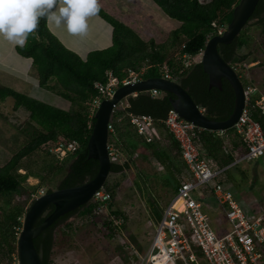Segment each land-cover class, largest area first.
Masks as SVG:
<instances>
[{
  "label": "trees",
  "instance_id": "1",
  "mask_svg": "<svg viewBox=\"0 0 264 264\" xmlns=\"http://www.w3.org/2000/svg\"><path fill=\"white\" fill-rule=\"evenodd\" d=\"M153 1L168 17L181 22V26L172 31L169 38L161 44H157L153 39L144 41L132 28L100 7L97 15L112 26L113 42L107 49L89 52L84 60L62 45L49 30L45 18H41L37 29L28 35L24 47L16 46V52L21 57L32 60L40 87L52 91L57 89L55 93L68 100L71 107L69 109L54 107L0 84V100L13 99L15 110L23 107L29 113L26 127L21 130L28 139L27 143L8 163L0 167V200L7 198L0 206V264H3L5 258L10 260L9 264H18L17 234L23 226L21 219L28 210L20 204L12 205V196L27 195L28 200L32 198L33 202L35 200L33 196H38L42 184L30 185L28 179L33 177L43 183L46 181L43 174L36 175L24 169L23 161L26 158L32 157L43 147L57 146L59 143L79 145L78 150L68 153L64 160L56 159V163L60 165L56 164L52 173L53 178L56 176L59 178L51 182L46 193L81 185L96 176L99 162L88 156V142L95 122L94 116H90L88 102L99 96L96 83L108 85L109 72L118 80L115 86L117 89L122 86L121 81L130 71L141 72L144 69L142 79L162 77L163 66L167 65L172 80L179 82L188 91L196 105L204 109L209 118L222 121L230 117L235 100L232 87L223 80L222 89L210 88L208 76L197 55L210 37L218 35L221 28L228 26L240 0ZM253 19L262 26L264 34V0L259 1L251 20ZM248 42L246 30L243 29L231 44H220L217 49L221 57L235 69L247 59L246 56H239L238 52L248 45ZM184 55L190 56L194 61L196 58L199 60L186 67ZM243 84L248 85L246 81ZM172 97H174L172 94L165 92H160L154 97L150 91L139 92L124 100L116 108L111 122L114 131L110 134L109 145L114 146L118 155L112 162L111 174L126 176L132 167L136 169L153 197L152 218L155 221L160 220L164 208L172 200L178 187L187 180H192V174L182 159L179 143L162 122L172 109L170 105ZM250 112L252 118L258 121L264 130V114L261 110L251 105ZM144 114L155 119L157 134L149 131L152 136L151 142L139 134L130 121L131 116ZM193 141L200 156L211 169L222 171L216 183L224 184L226 188H241L234 173L240 171V166L233 164L246 154L247 147L234 128L225 132L196 130ZM140 162L147 166H139ZM20 170H25L26 173L21 174ZM240 173L242 177L247 178L246 172ZM257 175L258 172L255 170L254 177ZM135 183L140 187L138 181ZM117 186L118 183L111 184L109 179L104 186L112 199L116 196ZM158 188L169 191L167 202L163 205L160 202V193L156 192ZM196 197L202 202L203 207L213 209L211 205L213 202L216 203L217 208L221 209L225 216V210L215 201L212 186H203L201 193ZM104 205L90 202L60 217L44 230L34 240L42 264H53L57 232H62L64 239L76 232L77 227L73 223L64 224L71 216L80 213L82 221L85 222L91 220ZM111 215L117 217L123 213L114 210ZM44 219L45 217H41L36 225H40ZM226 221L229 229L227 231L219 229L217 230L219 234L230 230V224L227 219ZM104 224L111 235H116L117 228L110 220H106Z\"/></svg>",
  "mask_w": 264,
  "mask_h": 264
},
{
  "label": "rangeland",
  "instance_id": "2",
  "mask_svg": "<svg viewBox=\"0 0 264 264\" xmlns=\"http://www.w3.org/2000/svg\"><path fill=\"white\" fill-rule=\"evenodd\" d=\"M153 2V0L138 1L141 6L145 3L144 6H146V8L152 7L157 12H154L158 15L157 31L155 33L157 36L155 37H158L157 42L162 43L167 39L169 33L180 27L181 24L165 15ZM54 29L59 32L60 38L64 41H60L62 45L66 43V46L68 45L70 49L83 60L87 58L86 55L89 54V51L92 52L94 49V47H92L94 43L91 40L87 38L78 40L77 37L80 34L69 33L64 25H55ZM244 30H246L249 42L248 45L238 52V55L246 56L247 59L242 64L237 65L235 70L243 83L246 81L248 85L256 88V95L262 96L264 95L263 29L262 26L258 25L257 21L253 19ZM74 38L77 40L72 41ZM3 47L7 46H0V49ZM10 56L11 57L7 59L8 62H11L13 56L14 58L17 57L14 51H11ZM195 60L196 61H192V64L198 62L199 59L196 58ZM12 61L17 63V60L12 59ZM6 67L8 69L6 63L0 65V82L4 84H6V82L3 80L2 71L6 72L4 70ZM35 71L34 66H32L28 74V79L32 78L29 79L31 81L19 82L14 79V81L9 84V88L12 87L22 94L48 103L54 107L69 109L71 103L59 97L55 93L57 89L52 91L45 87H40ZM28 115V111L23 107L15 110V101H13V99L7 98L3 101L0 100V167L8 163L12 156L27 143L28 139L21 130L26 127ZM57 147L58 145L43 147V149L37 151L32 157L26 158L23 161L24 169L28 172L30 171L36 175L43 174L46 176L45 183L41 182L38 178L31 177L28 179V184L30 185L42 184L38 190L37 197L45 194L46 190L51 186V182L59 178L57 176L53 178L54 175L52 170L56 164L60 165V163H56V159L58 158L62 161L67 157V154L64 151H57ZM138 165L141 167L147 166L141 162ZM241 168L247 173V178L242 177L240 171L235 173L241 188L244 189V192L237 193L235 196L242 208L250 216V214H252L251 203H253V201H255L253 203V209L258 212L263 211L264 170L261 168L258 171L259 174L255 178L252 167H248V165L245 164ZM19 172L21 174L26 173L25 170H20ZM109 181L111 184L118 183L117 193L114 199H111L109 203L105 204L97 211L91 220L83 222L81 215H79L80 213L71 216L64 224L73 223L77 227L76 232L69 234L65 239L62 237V232L56 233L55 239L57 244L55 248L56 254L53 257V264H136L137 258L130 252H133L134 249L138 251L139 255L146 252L152 242L154 227L157 225L155 219L152 218L153 197L151 192L148 191L147 186L142 182V179L138 176L134 167L127 171L126 176L122 174H110ZM136 181H138L140 187L136 185ZM253 183L255 185H251ZM156 192L160 193L161 204H165V202H167L166 198L169 196L168 189L158 188ZM175 195L176 193L174 196ZM6 199L7 198L4 200ZM4 200H0V206L4 204ZM92 202L94 201L92 200ZM110 203L112 208H110ZM11 204H20L25 209H28L32 204V198L28 200L27 195H13ZM211 206L213 209H210L208 206H205L204 209L208 213L212 225L216 230L221 229L227 231L229 225L225 219L224 213L221 209L217 208L216 203L213 202ZM114 210H120L123 213L121 217H124L125 222L115 231L116 235H111L110 230L107 229L104 223L106 220L114 217L111 215V212ZM21 220L23 222V219ZM60 228L61 226L58 227V230ZM126 246H133L134 249L131 251L127 250L125 248ZM9 261L10 260L5 258L3 259V264H9Z\"/></svg>",
  "mask_w": 264,
  "mask_h": 264
},
{
  "label": "built area",
  "instance_id": "3",
  "mask_svg": "<svg viewBox=\"0 0 264 264\" xmlns=\"http://www.w3.org/2000/svg\"><path fill=\"white\" fill-rule=\"evenodd\" d=\"M226 28H221L219 34H222ZM204 50L203 47L197 55L200 60ZM192 61L193 58L184 55L186 67H190ZM143 74L144 69L141 72L130 71L121 84L137 83L143 80ZM162 77L172 80L167 65L163 66ZM117 84L118 80L111 72H109L107 86L95 84L99 96L88 102L90 116H94L102 100L113 96ZM150 92L153 97L160 93L157 90ZM256 92V88L250 85L245 87L246 105L240 119L233 127L247 147L246 154L234 161L233 165L240 167L247 164L248 167L254 168L261 165V162L264 164V130L258 121L252 118L250 112L253 105L264 114V98H258ZM130 121L148 142L152 141L149 131L157 134L155 119L151 116L133 115ZM162 122L179 143L182 159L192 174V180L181 184L176 195L164 208L160 220L156 221L157 225L152 232L154 233L152 242L146 252L139 255L133 246L125 247L130 251L134 249L130 253L137 258L136 264H264V207L262 214L256 217L251 216L252 214L249 216L236 199L235 188H226L224 184L216 183L222 171L211 169L206 160L200 156L193 141L196 130L200 131L202 128L185 121L173 109L168 112ZM113 129L111 123L110 134L114 131ZM78 148L77 143L68 145L59 143L56 150L68 154L76 152ZM108 149L113 162L118 156L117 151L109 143ZM203 186L214 188L215 200L225 210V219L230 224V230L224 234H219L214 228L202 202L196 197L201 193ZM33 198L36 199L37 196L34 195ZM111 199V194L104 188L96 192L93 197L94 202L103 204L109 203ZM109 220L117 229L125 222L121 215Z\"/></svg>",
  "mask_w": 264,
  "mask_h": 264
},
{
  "label": "water",
  "instance_id": "4",
  "mask_svg": "<svg viewBox=\"0 0 264 264\" xmlns=\"http://www.w3.org/2000/svg\"><path fill=\"white\" fill-rule=\"evenodd\" d=\"M260 0H240L233 11L231 22L222 34L209 38L201 58L204 72L208 76L209 87L222 89L226 80L233 89L235 100L230 117L217 121L209 118L182 85L163 77L143 79L137 83L122 85L117 88L111 98L100 102L94 114V125L88 142V156L99 162L96 176L85 183L63 189H56L37 197L23 218V226L18 236V264H42L41 257L34 245V240L60 217L92 202L96 192L104 188L111 174L108 143L109 125L113 121L116 108L124 100L139 92L157 90L172 94V109L185 121L204 130L223 132L232 129L240 119L246 105L244 84L237 71L220 55V44H231L250 22ZM51 207L53 210L45 215ZM41 217H45L40 225H36Z\"/></svg>",
  "mask_w": 264,
  "mask_h": 264
},
{
  "label": "crops",
  "instance_id": "5",
  "mask_svg": "<svg viewBox=\"0 0 264 264\" xmlns=\"http://www.w3.org/2000/svg\"><path fill=\"white\" fill-rule=\"evenodd\" d=\"M138 1L143 2V0H98L100 7L104 11H106L111 16L115 17L116 19H118L122 23H124L127 26H129L130 28H132L144 41H149V40L153 39L157 44H161V42L160 43L157 42L158 37H155V36H157L155 33L157 31V24H158V22H157V18H158L157 16L158 15L156 14L157 12L152 7L146 8V6H144L145 3L143 4V6H141L138 3ZM153 3L156 4L155 2H153ZM148 5H150V4H148ZM158 8L161 9L159 6H158ZM154 12H156V13H154ZM179 23L181 24V22H179ZM54 24L48 22L49 30L51 31V33H53L59 39V41H61L62 39L59 36V32L56 29H54L55 28ZM88 25H89V27H88L87 32L84 35L80 34L77 37V39L79 40V39L87 38V39L91 40L94 43V45H92V47H94L92 52L97 51V50L107 49V48H109V46L112 45L113 28L111 25H109L106 21H104L97 14L95 16L88 18ZM174 30H176V29H174ZM174 30H172V31H174ZM171 32L169 33L167 39L169 38ZM77 39L74 38L72 41L77 40ZM164 42H162V43H164ZM4 45H6L7 47H3L0 49V65L2 63H6L8 65V69H7V67H6V69L4 68V70L6 72L2 71V74H3L2 77L4 78L3 80L6 82L7 85L4 83H1V82H0V84L9 87V84L11 82H13L14 79H16L19 82L31 81L29 79H32V78L28 79V77H29L28 74H29L32 66H34L32 60L21 57L16 52V46L17 45H15L11 41L7 40L2 35H0V46H4ZM63 45L66 46V43ZM67 48L70 49L69 46ZM11 51H14V53L17 55L18 58L17 57L14 58V56H13L11 58V62H8L7 59L9 57H11L10 56ZM89 52H91V51H89ZM87 56H88V54L86 55V57ZM12 59L17 60V63L13 62ZM14 90H16V89H14ZM259 97L264 98V95H262V96L259 95L258 98ZM223 132H225V131H223ZM260 164L261 165L253 168V173L255 170H257V172H258L261 168L264 170L263 162H261ZM240 171L245 172V170H243L241 167H240ZM236 172L237 171H235L234 173H236ZM251 185H254V184H251ZM234 191L236 193H241V192H244V189L235 188ZM254 202L255 201H253V203ZM253 203H251L252 204V209H251L252 215L251 216L256 217V216L262 214V212L261 211H259V212L255 211L253 209L254 208Z\"/></svg>",
  "mask_w": 264,
  "mask_h": 264
},
{
  "label": "clouds",
  "instance_id": "6",
  "mask_svg": "<svg viewBox=\"0 0 264 264\" xmlns=\"http://www.w3.org/2000/svg\"><path fill=\"white\" fill-rule=\"evenodd\" d=\"M99 11L98 0H0V35L24 47L41 18L71 34H85L88 18Z\"/></svg>",
  "mask_w": 264,
  "mask_h": 264
},
{
  "label": "flooded vegetation",
  "instance_id": "7",
  "mask_svg": "<svg viewBox=\"0 0 264 264\" xmlns=\"http://www.w3.org/2000/svg\"><path fill=\"white\" fill-rule=\"evenodd\" d=\"M250 21H251V20H250ZM247 26H248V25H247ZM51 211H52V207L49 209V211H47V213H46L45 215L49 214Z\"/></svg>",
  "mask_w": 264,
  "mask_h": 264
},
{
  "label": "bare ground",
  "instance_id": "8",
  "mask_svg": "<svg viewBox=\"0 0 264 264\" xmlns=\"http://www.w3.org/2000/svg\"><path fill=\"white\" fill-rule=\"evenodd\" d=\"M206 46V45H205ZM246 86H244V88H245Z\"/></svg>",
  "mask_w": 264,
  "mask_h": 264
}]
</instances>
